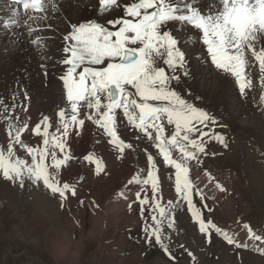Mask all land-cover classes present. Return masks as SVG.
I'll return each mask as SVG.
<instances>
[{
	"label": "snow or ice",
	"instance_id": "obj_1",
	"mask_svg": "<svg viewBox=\"0 0 264 264\" xmlns=\"http://www.w3.org/2000/svg\"><path fill=\"white\" fill-rule=\"evenodd\" d=\"M51 2L9 0L13 6L12 18L4 22V27L23 25L29 36L33 32L44 31L33 27L29 21L46 19L47 5ZM115 8H122V15L108 20L106 23L110 27L96 20L79 22L72 24L71 31L64 36L66 43L59 63L66 66V69L59 79L71 115L67 116L65 109L58 111L59 126L55 134L50 133L52 123L47 115L32 126V135L42 138L43 147L29 146L23 138L29 129L30 118L21 121L15 109L23 107L27 111V107L22 104L5 107L9 143L6 148L0 146V178L22 189L25 181L34 188L43 187L53 197L58 196L63 207V202L69 196L77 195L75 185L61 183L58 177L62 167L71 159L66 145L70 130L73 127L83 128L85 124V119L80 118L81 107L86 106L90 110L87 120L102 129L109 138L108 142L121 154L126 148H133L117 131V113L122 112L128 125L139 130L149 140H154V146L163 162L174 169L175 192L179 198L177 203L184 201L187 204L200 233L207 237L208 242L211 243V230L214 229L228 245L237 249L247 248L248 245L242 244L234 235L222 232L215 224L207 222L201 208L193 201L194 195L198 196L204 202L203 208L211 211L205 202L203 190L190 179V162L199 164L200 157L208 154L204 137L210 136V139L228 147L223 134H210L202 131L200 126L207 128L209 124L221 127L226 125H220L219 120L206 109L188 102L171 87V81L179 82L181 79L180 75L175 74L178 69L183 70L184 77H188L190 71L186 68L187 57L180 47L181 41L168 25L182 23L199 33L188 39L196 40L204 46L208 58L206 63L235 78L239 93L245 98L246 90L251 88V82L246 77V50L251 51L260 72L264 74V47L259 51L255 47L264 37V0H215L203 11L199 7V0H130L123 4L121 0H99L100 14ZM32 43L39 47L43 40L37 37ZM168 70H171V75ZM24 98L30 99L26 93ZM165 125L174 127L170 135ZM196 133H199V137L193 138ZM57 149L64 153L62 159L57 158ZM173 149L179 153V158H173ZM19 150L26 152L30 162L18 154ZM84 159L95 165L97 175L104 170L102 161L93 154ZM147 159L152 165L147 178L141 180L137 175L129 183L144 185L142 191H146L150 185L152 200L147 194L142 196V192L138 191L134 202L139 203L141 214L145 206L151 207L154 213L158 212L159 215L151 216V229L145 228L148 234L146 240L151 245L154 238L169 259L175 260V256L163 243L164 239H170L162 231L163 219L169 214L160 203L157 167L151 154ZM50 168L55 171H50ZM205 175L210 181L214 179L207 172ZM215 187L222 192L226 191L218 182ZM80 204L83 205V200ZM172 206L173 202L169 201L168 207ZM128 207L131 209L132 204ZM168 227L173 228L174 222H169ZM244 228L250 239L261 240L249 224H245ZM188 255L195 259L190 251Z\"/></svg>",
	"mask_w": 264,
	"mask_h": 264
},
{
	"label": "rangeland",
	"instance_id": "obj_2",
	"mask_svg": "<svg viewBox=\"0 0 264 264\" xmlns=\"http://www.w3.org/2000/svg\"><path fill=\"white\" fill-rule=\"evenodd\" d=\"M7 35L3 34L2 37L7 38ZM27 38L30 39L29 36ZM188 93L185 98L192 103V93ZM196 98L197 104H202ZM213 104V101L208 102L202 108L215 116L220 125H226L224 118L221 120L216 116L218 114L215 112L218 111ZM253 106L248 115L238 117L237 122L245 125H255L256 122L264 124V110L258 104ZM89 111L86 107L82 109L84 116ZM39 112L33 113L44 116ZM38 119L39 116H32L29 129L24 133L23 138L29 146L43 147L42 138L32 135V126L40 121ZM52 122L55 124L54 120ZM53 123L50 133L55 134L57 128L54 127L59 124L54 126ZM165 127L168 135L174 131L173 126ZM207 128H218L215 129L217 134L226 136L229 147L219 148V144H215L216 141L210 136L204 137L208 154L202 155L201 163L197 165L213 170L211 176L214 179L210 181L193 164L190 165V179L203 190L205 202L211 211L203 208L204 202L198 196L194 195L193 201L201 208L207 222L215 224L222 232L234 235L242 244H247V248L237 249L228 245L214 229L211 230V243L208 242L207 237L200 233L187 204L184 201L177 203L175 171L163 162L161 156H157L156 160L164 164L154 162L157 173L161 174L158 175L160 203L169 214L163 219L162 231L170 239H164L163 243L175 260L169 259L154 238L149 245L145 228L151 229V216L159 214L149 206H145L141 214L139 203L134 201L138 191L142 192V196L147 194L151 201V188L149 185L146 191H142L144 185L130 184L129 181L137 175L141 180L147 178L152 165L147 158L142 159L143 152L136 153L135 145L121 154L108 142L109 138L103 130L86 117L83 128L74 127L66 138L71 159L60 170L58 179L61 183L75 185L77 195L69 196L63 202V207L60 198L53 197L43 187L37 189L25 181L22 189L0 178V264H264V135L235 129V126L228 129L209 124ZM133 129L127 128L128 138L138 135L133 134ZM197 137L199 133L193 136ZM4 139L6 142L1 146L5 147L9 143L6 134ZM102 139L105 142L103 147L99 143ZM153 143L150 142V149ZM139 149H146L145 157L151 154L146 144L144 147L138 145ZM55 151L57 158L62 159L64 153L58 149ZM154 152L158 153V150L154 148ZM18 154L30 162L26 152L19 150ZM89 154L103 163L104 170L99 175L95 172V165L84 159ZM48 163L50 165V158ZM50 171L55 170L50 168ZM217 182L226 191L216 188ZM121 193L124 195L121 196ZM81 200L83 205L80 204ZM169 201L173 202L171 208L168 207ZM130 203L131 209L128 207ZM169 222H174L173 228L168 227ZM245 224H249L261 240L250 239ZM64 243L69 247H65ZM189 251L195 259L188 255ZM65 252H68L67 255Z\"/></svg>",
	"mask_w": 264,
	"mask_h": 264
},
{
	"label": "bare ground",
	"instance_id": "obj_3",
	"mask_svg": "<svg viewBox=\"0 0 264 264\" xmlns=\"http://www.w3.org/2000/svg\"><path fill=\"white\" fill-rule=\"evenodd\" d=\"M128 2L130 0H121V4ZM213 3H215V0H199V7L203 11L208 9L209 5ZM53 4L55 7H53ZM121 15L122 8H115L105 14H100L99 0H68L64 2L54 0L46 12V19L35 22L29 21L33 27L45 30L33 32L29 36L23 25L19 28L4 27V22L8 20L9 9L0 1V26L2 25L0 29V146L6 142L4 135L8 136L7 128L9 124L4 118L7 115L4 111L5 107L10 108L15 104L26 106L27 111H24L23 107L15 109V113L19 115L21 121L28 120L30 116L38 115L33 112H39L40 110L42 111L39 113L47 115L51 120H54L55 124L52 122L54 126L59 124L57 116L59 110L65 109L66 115L70 117V106L66 102L63 84L59 79L66 69V66L59 63L63 57L62 49L66 43L64 36L71 31L72 24L96 20L110 27L106 22ZM24 18L26 19V17ZM168 27L173 29L174 34L181 41L180 47L187 57L186 68L190 71L189 76L184 77L182 75L183 70L178 69L175 74L180 75L181 79L179 82L171 81V87L180 93L181 96L184 91L183 98L186 97L187 92H191L192 99L190 101L196 105H198L195 100L197 96L198 100L202 101V104L200 103L201 106L198 105L201 108L206 107L205 105L208 102L213 101V106L218 111L215 112V114H218L216 116L221 120L224 118V123L228 129H233L235 126V129L238 128L251 133L258 132L257 134L263 137L264 124L256 122L255 125H245L237 122L239 120L238 117L248 115L249 110L255 107L253 104L256 106L258 104L260 109H264V96H262L264 94V83H262L264 74L260 72L259 64L252 56L251 51L246 50V58L248 60L246 77L251 82V88L246 90V97L242 98L235 78L230 73L215 70L210 64L206 63L208 58L204 46L197 43L196 40L188 39L190 36H198L199 33L190 27H185L182 23H170ZM7 33L8 35L5 36L7 38H3L2 35ZM37 37L43 40V44L39 47L32 43V40ZM255 47L257 51L264 47V37H261ZM168 71L169 75H171V70ZM45 72H47V75H45ZM23 92L30 99L25 100ZM32 113L33 115H31ZM122 116V112L117 113L118 134L126 143L136 145V153L139 151L143 152L142 159L145 160L147 158L144 153L146 149L137 150V147L138 145L144 147L146 144V147L150 149L151 146L149 145L153 140L147 141L145 135L139 130H135L138 135L128 138L126 136L128 130L126 125L122 123ZM260 117L263 118V115ZM200 127L202 131L209 129V133H217L215 129H218ZM99 143L102 147L105 144L103 139L99 140ZM215 144L218 145L219 143L216 142ZM151 145L153 147V144ZM218 146L219 148L223 147L220 144ZM150 150L152 154V149ZM154 161L157 160L155 159ZM64 246L69 247L65 243ZM65 253L67 255L68 252Z\"/></svg>",
	"mask_w": 264,
	"mask_h": 264
}]
</instances>
